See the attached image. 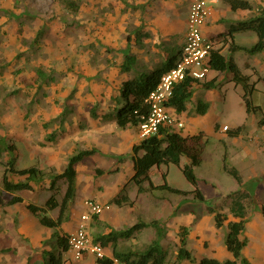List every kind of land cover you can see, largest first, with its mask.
<instances>
[{"label": "rangeland", "instance_id": "obj_1", "mask_svg": "<svg viewBox=\"0 0 264 264\" xmlns=\"http://www.w3.org/2000/svg\"><path fill=\"white\" fill-rule=\"evenodd\" d=\"M72 1L76 6H68L65 0H0V161L8 158L9 154L4 148L7 143L12 142L16 146L18 167L36 164L46 171L60 172L71 155L80 150L95 148L93 155L85 156L77 162L76 192L68 214L71 218L59 233L68 234L76 228V216H79L81 209H85L84 199L99 200L109 204V210H105L100 218L114 214L120 215L124 220L119 224L111 222L116 224L118 230L139 220L149 222L157 219L164 229L165 238L160 242L166 250L168 264H173L175 252L183 237L184 245L189 246L190 234L191 240L197 242L200 248L216 252L215 241L225 235L226 224L231 218L228 215V194L238 188L247 190L254 196V201L250 206L246 227L250 237L246 247L248 253L251 251L255 254L253 244L256 242L257 230L264 226V218L258 215L264 214L263 81L256 83V88L250 95L252 103L259 106L250 113L246 112L240 85L224 82L222 88L217 85L214 89H204L202 98L204 95L211 96L210 111L200 116L198 124L204 123L207 127L215 122L221 127L224 124L229 127L245 124L246 128L243 137L233 140L226 138L222 131L208 134L209 140L204 145L202 163L194 168L198 187L204 195L203 200L196 199L191 194L176 195L164 190L137 193V186L130 182L125 186L124 192L134 200L135 207L117 206L112 203V199L129 178L132 169L131 155L127 151L129 148L115 151L107 148L103 142L104 133L101 129L104 126L111 127L108 125L115 118V113L113 110L112 113H107L106 108L101 110L99 100L104 90L96 86L92 88L90 84L97 82L98 86L109 87L117 94L118 98H109L108 104L110 108L117 109L120 106L122 82L113 84L105 80L106 72L112 65L110 54L88 56L87 36L101 34V0ZM95 5L97 17L93 23L90 16L93 13L92 6ZM175 14L174 26L178 24L176 10ZM148 18L152 19V16L148 14L142 19L148 21ZM148 27L157 30V26ZM114 31L117 35L120 30L114 28ZM137 32L130 26L120 35L134 33L136 37ZM158 32L160 31L157 30ZM242 35L251 37V42L246 43L248 46L256 39L253 31L237 32L236 39L240 40ZM179 39L180 37H176L172 41V47L176 46L174 44ZM140 42L127 43L125 50L131 52L127 64L138 66L136 51L139 50ZM168 44L170 42L163 43L165 46ZM242 56L241 51L235 54L238 61ZM260 56L264 61V53ZM163 59L165 58L160 57L156 65L160 66V60ZM38 67L47 74L49 80L46 83L40 82L37 77L35 69ZM149 73L150 70L142 69L139 73H133V77L143 79ZM253 75V79L262 76L255 69ZM215 89L221 95L219 98L212 95ZM61 118L66 120L61 122ZM193 126L191 117H187L185 129L189 132L197 131ZM117 127L130 133L128 129L134 126ZM207 127L204 128L205 131ZM122 133L120 131L117 134ZM124 138L128 140L129 137L126 135ZM234 141L236 142L233 143ZM235 144L242 146H234ZM225 153L227 162L239 170L243 180L241 184L223 170ZM186 161L187 158L182 157L179 164H162L160 168L154 166L151 170L152 181L163 182L161 171L164 170L167 171L166 180L169 184L192 190L194 185L181 170ZM121 162H126V165H119ZM2 172L3 165L0 163V181ZM9 175L13 180L23 179L22 176ZM47 185V181H44L35 185L34 191H22L20 194L25 201L42 204L50 194L46 189ZM63 190L64 185L61 184V192ZM10 196V193L3 192V201L6 202ZM24 204H0V264H38L41 263L43 249L53 247L54 230L41 225L37 216L30 213ZM208 205L215 206L226 214L222 228H214L213 215L207 211ZM48 214L55 217L57 209L48 211ZM93 220L88 227L90 232L87 230L91 236L111 227L105 219ZM154 237L155 228L147 226L134 237L121 240L120 244L121 247L137 248L139 251ZM222 245L226 250L224 240ZM226 252L229 253L227 250ZM92 257L95 258L94 255ZM74 261L76 264H94L93 258Z\"/></svg>", "mask_w": 264, "mask_h": 264}, {"label": "trees", "instance_id": "obj_2", "mask_svg": "<svg viewBox=\"0 0 264 264\" xmlns=\"http://www.w3.org/2000/svg\"><path fill=\"white\" fill-rule=\"evenodd\" d=\"M68 6H76L72 0H65ZM228 2L232 9L242 8L252 10V14L243 20H238L231 24L226 32L219 33L218 36H233V33L239 31H253L256 34V41L249 47L241 46L232 41L229 50L234 52L238 49L246 51L248 54H255L264 51V6H258L254 10V6L246 0H223ZM180 51L170 58L162 67L155 68L147 74L143 79L136 77L126 79L120 90V106L115 110V121L121 128L127 126H137L138 123L147 115L149 106L146 101L149 92L157 85L161 75L170 69L178 58ZM211 67L217 70H228L233 73L232 80L235 83L242 85L244 93L242 98L245 102L246 112L250 113L256 110L259 106L254 105L250 95L256 88V83L260 80L264 83V77H258L256 81L250 82V76L241 74L233 57L229 54L227 57L220 54L217 50H212L210 59ZM35 73L40 82L46 83L49 78L41 67L35 69ZM193 80L186 78L179 82L173 91L168 103L178 111L185 109L186 102L191 96V83ZM204 85L208 88L213 84L205 82ZM207 107L206 103H199L198 111L204 112ZM66 119L61 118V122ZM244 125L237 126L230 130L231 136L238 135ZM207 142L206 134L199 131L195 134L182 135L180 130H170L160 128L159 131L151 136L140 139L139 142L132 145L131 159L133 173L128 178L121 191L112 199V203L118 206L128 205L133 206L134 201L130 199L127 193L124 192L125 186L133 182L137 186V193L164 190L178 195H193L194 198L203 200L204 195L198 187V177L195 174L194 168L202 163V153L204 145ZM9 156L5 161H0L3 165V172L0 181V204L14 205L16 203H25L26 209L37 216L39 222L48 228L55 229L52 236L53 247L44 249L42 252V260L39 264H75V262L65 255L69 249V243L66 233H59L62 225L69 220L68 214L70 206L76 192V176L77 162L83 157L93 155L95 148L80 150L74 153L68 159L63 170L60 172L46 171L37 165L26 167H18L16 146L9 142L4 148ZM1 153V151H0ZM182 156L188 158V162L182 167V173L189 182L194 185L192 190H185L172 186L166 180L167 171H162L161 176L163 182L154 183L151 179V170L154 166L158 168L162 164H179ZM222 168L225 172L231 175L238 184L242 183V176L239 170L232 164L227 162V156L224 154ZM101 172L100 170H98ZM9 174L22 176L23 179L13 180ZM47 181L46 189L50 192L49 196L42 204L34 201H25L20 194L22 191H34L35 185ZM61 184L64 185V190L61 192ZM3 192L10 193V198L4 202L2 199ZM60 198H58V196ZM229 211L236 220L228 222V231L225 236V244L228 251L233 255L232 259L219 260L213 257H202L194 264H249L242 257V250L246 245V239L241 238L240 234L245 229L247 221L248 209L250 208L254 198L251 193L244 189H237L229 194ZM57 209V215L52 217L48 211ZM209 213L214 214V224L216 227L223 225L225 219L224 213L217 210L215 206L208 205ZM94 218L96 217L93 216ZM152 226L155 228V238L140 252H132L131 250H115L113 247V256H116L129 264H166V251L163 249L160 241L164 237V229L159 225L157 219L149 222L137 221L135 224L122 230L111 229L108 233L98 234L94 240L100 242L103 246L109 242L113 245L118 237L128 238L140 229ZM185 230V229H184ZM189 251L184 247V238L178 248L177 258H190ZM99 264H111L109 257L96 258ZM176 264V263H174ZM264 264V263H263Z\"/></svg>", "mask_w": 264, "mask_h": 264}, {"label": "crops", "instance_id": "obj_3", "mask_svg": "<svg viewBox=\"0 0 264 264\" xmlns=\"http://www.w3.org/2000/svg\"><path fill=\"white\" fill-rule=\"evenodd\" d=\"M246 1H248L249 3H251L254 6V10L256 8H258V6H264V0H246ZM189 2H190V0H160V1H158V0H101L100 4H99L100 5V7H99V11H100V17H99L100 18V26H99V28L101 30V34L99 36L97 33L89 34L86 38L87 39L86 43L89 46V49H87L89 57H92V56L97 55V54L99 55L100 53L110 54L109 60H111L112 65L108 68V70L106 72L105 80L107 82L113 83V84L121 83V82L123 83L126 79L132 78L133 73L134 74H135V72L139 73L142 69H147V70H150V72H152L155 68L162 67L163 65H165V63H167V61L170 58H172L174 55H176L178 53V51L181 50L183 43H184V39H185ZM90 3L93 4V2H90ZM92 9H93L92 10L93 13L91 12L90 18L92 19V22L94 23L93 20L95 19V17H97L96 5L92 6ZM159 9H162V10H159ZM175 10L178 12V16H177L178 24L176 23V25L174 26L173 25V23H174L173 19L176 20ZM148 14H149V16H152V19L148 18V21L142 19L143 16L148 15ZM251 14H252V10L242 9V8L232 9L228 2H225L223 0H212V2H211V14L207 18L204 25L202 26V33L206 39H211L214 41V49L217 50L220 54H223L226 57L229 54H231V56L234 59V62L236 63L239 71L241 72V74L250 76L249 81L253 82V81L257 80V79H253L254 78L253 77L254 76L253 75L254 69L257 70L258 72H260V74H262L261 77H264V73H263L264 72V61H262L261 56H260L261 53H264V51L259 52V53H255V54H248L246 51L238 49L234 52H230L229 47H230L232 41H234L236 44H239L241 46L249 47L246 43L251 42V37L250 36H244V35H247V34H244L240 37V40L238 38L236 39V33L237 32L233 33L232 37L226 36V35L218 36L219 33L226 32L231 24H233L234 22H236L238 20L246 19ZM130 26L132 27V29L135 28L136 30H138V32H137L138 34L136 37H134V35H133L134 33H132L128 36L124 35V34L120 35L121 32H126ZM148 26H157V30L160 32L157 33V30L153 29V27H148ZM114 28H117L118 30H120V31H118L117 35L114 31ZM239 32H243V31H239ZM176 37H180V39L177 40V42L174 44L176 46L172 47V41H174ZM256 39H257V37H256ZM256 39L253 40L252 44L255 43ZM138 40L141 41L140 42L141 45L139 47V50L137 49V51H136V53H137L136 57L139 60L138 66H136L133 63L127 64V60L129 59L131 52L125 50L126 47H128L126 45L128 42H133V41H138ZM165 42H170V44L165 46V45H163V43H165ZM240 51L243 52L244 56H242L240 61H238L235 58V54H237ZM160 57L165 58V59L160 60V63L161 62L162 63L160 66H157L156 64L159 62ZM109 64H111V63H109ZM232 77H233V73L231 71H228V70L221 71V70H217V69H214L211 67V70L209 71L206 79H204L202 81H193L191 83V87H190L191 88V96L189 97L188 101L186 102L185 109L183 111H178L173 106H170L171 112L175 116H177L178 119L183 121L184 126L186 124V118L191 117V121L194 124V126L192 128L194 130H197L194 132H189L188 129H185L186 127L183 126L184 130H183V128L180 130V133L182 135H190V134H195L199 131H203L207 136V142L209 140L208 134L212 133V132L222 131L223 135L227 136L226 138H230V140L237 139L238 137H243V132L246 128L245 124H240V125H244V129H242L241 132L236 136H231L229 132L233 128L240 126V125H236L233 127H229L227 125V129L222 130L223 126L226 124H224L222 127L217 122H215L214 125H211L208 127H207V124H204V123L198 124L200 116L201 115L204 116L205 114H207L210 111L209 98H211V96L206 97V95H204V98H202V93H203L205 88L214 89L215 86H217V85L220 88H222L225 84L224 82H233L235 86L240 85L242 90H243L242 85L239 83H235V81L232 80ZM205 82H210L213 84V86L208 88L204 85ZM97 84H98L97 82H91L90 86H92V88L94 86H96L97 88L104 90V93L101 96V100H99L100 101L99 105L101 106V110L106 108L107 113H112V110L115 113L116 109L110 108L108 106V104H109V98H112L113 96L115 97V99L118 98V97H116L117 94L113 93L109 87L104 88V87L98 86ZM243 93H244V90H243ZM243 93H242V95H243ZM212 95L215 98H219L221 96L219 91L216 89L213 91ZM199 103H202V104L206 103L207 104L206 108L204 105H202L201 108H205L204 112H202V113H200L198 111ZM244 104H245V102H244ZM245 109H246V107H245ZM102 126H104V125H102ZM108 126L109 127L111 126V127L106 128L104 126L101 129V132L104 133V135H102L103 142L105 143V145H107V148L114 149L115 151H118L119 148H121L122 151H124L125 149L127 150V148H129L127 151L131 155L132 145L139 142V140H140L138 127L134 126L132 129L131 128L128 129L130 131V133H128V131L126 129H120L117 127L118 125L115 121V118L110 120ZM205 127L208 128L207 131H205V129H204ZM120 131L123 133H126V135L129 137L128 140H126V138H124L126 136L125 134H123V133L117 134ZM222 141L224 143H226V140L224 138H222ZM235 142L236 141H234L233 143H235ZM236 145L242 146L241 144H235L234 146H236ZM244 147L246 148V146H244ZM225 154L227 156V153H225ZM182 157H185V156H182ZM185 158H187V157H185ZM130 159H131V156H130ZM187 162H188V158H187V161L185 163H187ZM33 165H36V164H33ZM119 165H121V166L126 165V162H121V163H119ZM130 165L132 167V159H131ZM162 171H164V170H162ZM132 173H133V169H131L129 177L132 175ZM121 178H123V177H121ZM238 189H240V188H238ZM136 191H137V189H136ZM231 193L232 192H230L229 194H231ZM249 193H251V192H249ZM253 198H254V196H253ZM88 199H90V198H88ZM131 200H133V199H131ZM98 202L102 203L99 200H98ZM16 204H18V203H16ZM16 204H14V205H16ZM72 204L73 203H71V205ZM123 206L128 207V208H134L135 207V205H133L131 207L128 205H122L120 207H123ZM83 210L84 209H81L79 211V213L83 212ZM107 210H109V209H106V211ZM217 210H219V209H217ZM250 210L251 209L249 208L248 214H247V221L245 223V229L240 234L241 238L246 239V245L244 246V248L242 250V257L245 258L249 262V264H263L264 263V226L260 227L257 230L258 233H257V237H256V242L253 244V247L256 248V253L252 254L251 251H249V253H248L247 247H246L247 244L250 242V237L246 232V227H247V222H248ZM219 211L223 212L222 210H219ZM70 212H71V206H70ZM102 213L96 214L95 218L93 217L95 215H92L89 218V220L86 222L87 230H88L90 222L93 219H94L93 221H97L98 219H105L111 226V227H109L108 230L100 232L99 234L108 233L111 229L118 230L117 226H115L116 224L114 225L113 223L119 224V223L124 221L123 219L120 218L121 216L117 215V214L116 215L118 217L115 216L114 214H112L110 216L100 218V215ZM210 214H212V213H210ZM212 215H213V226H214V228L215 229L222 228L224 225V221L226 220V214L224 213L225 219L223 221V225L220 227L215 226L214 214H212ZM228 215L231 217L228 220V222L232 221V220H236L229 211V205H228ZM258 215L261 218H264V214L263 215L258 214ZM78 217L79 216L77 215L76 216V221H78L77 223H79ZM70 218L68 221H66L62 225V228L65 226V224L69 223ZM139 221H141V220H139ZM38 222H39V219H38ZM111 222H113V223H111ZM228 222L226 224L225 235L223 234L222 239L219 238L215 241L216 252L212 253V249L200 248V246L197 244V242H194L193 239L191 240L192 234H190V235H188V240L190 241V244L188 247H186L185 245H184V247L189 251L191 257L190 258H181V259L177 258V252H178L179 246L181 245L180 244L177 247V250L175 252V259L173 260L172 263L173 264L174 263H176V264H194L195 262L199 261L202 257H213V258H216L219 260L232 259L233 258L232 253L230 251H229V253L226 252V250L228 251V249L226 248V250H225L223 248V245H222L223 240H224V244H225V236H226V233L228 231ZM135 223L136 222L129 224L125 228H128ZM125 228H122V229H125ZM144 228H147V227H144ZM50 229H53V228H50ZM142 229H140L139 231H136L135 233L136 234H137V232L139 233L140 231H142ZM53 230L55 231V229H53ZM185 231H187V230L185 229ZM135 233L132 234L130 237H134L136 235ZM97 235L98 234H96L95 236H91V234H90L89 236L92 239V241H95L94 238ZM130 237H128V238L118 237L116 240V243L114 245L110 242L107 245H105L104 249H105L106 257L110 258L111 256H113V252H114L113 250L114 249L115 250H131L132 252L142 251V250L138 251L137 248H132V247H131L132 249L130 247H121L120 241L123 239L124 240L129 239ZM163 238H165V234H164ZM181 242H182V239H181ZM150 243L151 242H149L148 244H150ZM113 247H114V249H113ZM225 247H226V244H225ZM197 253H198V255H196ZM65 255L74 261L75 258L73 259L72 255L69 253V251H66ZM92 255H94V254L88 252V253H85L81 258H78V259L86 258L88 260H91V258H93L94 264H99L96 262L97 257L94 258V257H92ZM75 264H76V262H75ZM166 264H168L167 253H166Z\"/></svg>", "mask_w": 264, "mask_h": 264}, {"label": "built area", "instance_id": "obj_4", "mask_svg": "<svg viewBox=\"0 0 264 264\" xmlns=\"http://www.w3.org/2000/svg\"><path fill=\"white\" fill-rule=\"evenodd\" d=\"M211 2L212 0H190L183 46L175 64L161 75L157 85L147 96L148 113L137 125L140 139L157 133L160 128H183V121L171 112L168 101L176 84L186 78L202 81L211 70L210 59L214 41L206 39L202 33V26L211 14ZM223 129L226 130L227 125H224ZM83 205L85 209L79 215L77 227L67 234L68 251L75 259L88 252L102 258L106 256L104 246L100 242L92 241L86 222L92 215L109 209V204L85 199ZM110 260L111 264H129L116 256H111Z\"/></svg>", "mask_w": 264, "mask_h": 264}]
</instances>
